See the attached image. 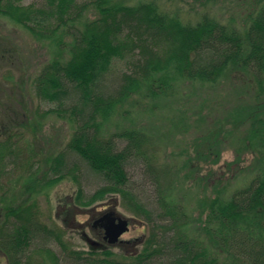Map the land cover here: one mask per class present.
<instances>
[{
    "label": "trees",
    "instance_id": "obj_1",
    "mask_svg": "<svg viewBox=\"0 0 264 264\" xmlns=\"http://www.w3.org/2000/svg\"><path fill=\"white\" fill-rule=\"evenodd\" d=\"M246 2L247 11L239 22L226 21L211 10L192 22L162 9L157 0H45L40 7L24 6L22 0H0V17L53 48L54 57L33 78L32 86L37 97L56 107L42 114L28 110L27 124L36 131L43 117L55 114L68 119L73 128L65 150L42 160L32 154L23 156L13 109L2 127L5 133L0 131V193L14 178L27 180L23 198L14 192L13 200L4 201L0 195L4 203L0 213L5 217L0 249L8 264H33L29 247L35 243L36 253L48 255L50 264H264V106L260 100L264 94V0ZM117 59L127 60L126 70L113 77ZM233 72L250 76L244 84L256 82L259 92L256 103L250 102L253 109L228 121L224 130L235 136L230 143L237 153L227 162L226 173L254 174L230 195L219 187L212 195L192 199L189 186L198 179L188 173L176 181L186 192L175 190L169 168L159 159V148L140 126L110 135L103 132L104 121L138 94L173 97L182 83L215 89ZM68 151L104 182L93 193H85L79 166L68 162ZM221 157L217 155L209 167L218 165ZM133 159L142 165L154 199L146 201L134 189L127 170ZM190 162L192 168L201 167L198 159L189 157L186 165ZM68 176L78 187L73 200L67 201L59 227L43 219L32 196ZM116 196L146 229L141 247L123 244L115 252L112 246H96L83 235L90 249H76L68 232L70 223H82L76 218L79 211ZM222 256L229 262H221Z\"/></svg>",
    "mask_w": 264,
    "mask_h": 264
},
{
    "label": "rangeland",
    "instance_id": "obj_2",
    "mask_svg": "<svg viewBox=\"0 0 264 264\" xmlns=\"http://www.w3.org/2000/svg\"><path fill=\"white\" fill-rule=\"evenodd\" d=\"M83 1L87 0H78V2ZM44 2L45 0H22L24 6L40 7ZM157 2L162 9L178 13L184 20L192 22H196L204 10H211L222 15L221 17L226 21L234 18L237 22L247 11L246 0H157ZM85 15V17L89 16V14ZM52 51L53 48L47 42L36 40L22 27L0 17V131L5 133L2 127L6 126L13 109L16 114L12 116L17 117L19 122L15 127V132L18 133L16 139L23 150V156L32 154L35 159L41 160L48 154L55 155L65 150L73 133L69 120L59 118L55 114L43 117L40 121L41 126L36 131L29 127L25 119L28 116V110L35 109L42 114L56 107L55 104L37 97L32 86L33 78L54 57ZM126 64L125 59L115 60L111 75L118 77L126 70ZM247 76L243 72H233L223 78L215 89L200 86V84L192 86L191 83L188 85L182 83L179 84L178 93L173 97L154 98L141 94L142 97L138 94L104 121L103 132L105 135H110L132 125L141 127L159 148L157 151L159 159L169 168L172 175L170 181L174 183L175 190H185L179 187L176 181L188 173L189 177L195 176L198 179L193 187L189 186L193 195L192 199L212 195L219 190V187L226 195H230L235 189L245 185L254 175L246 170H234L229 175L226 173L229 168L227 162L237 153L230 143L235 140V136L224 130L229 124L228 121L234 118L238 120L244 111L249 113L253 109L250 102L256 103V95L259 92L256 82L251 81L248 86L244 84V80L250 77ZM192 87L195 89L192 90ZM260 100L264 106V94ZM34 117V121H37V117L35 115ZM25 124L27 126H24ZM216 154L222 155L220 163L209 167V162L214 160ZM189 157L200 160L201 167L192 168L191 162L186 165ZM68 162L79 166V179L85 193L91 194L103 185L104 182L99 175L91 171L74 152L68 151ZM127 170L137 193H140L146 201L150 198L154 199V189L143 179L142 165L133 159L127 165ZM215 178L219 179L215 180ZM221 179L223 180L220 181ZM26 181L14 178L10 186L4 187L0 193L4 201L13 200L14 192L18 194V198H23ZM77 187V183L68 176L53 188H45L39 195L33 194L32 197L39 205L43 219L50 224L62 226L63 211L67 208V201L70 202L75 197ZM119 198V196L111 197L86 211H79L76 218L82 223H70L68 232V239L76 249H90V244L83 235L90 238L92 242L100 241L99 233L93 232L90 224L105 210L118 212L125 218L133 217L121 206ZM114 199L119 200V203L113 204L109 201ZM1 202L3 201L0 200V206ZM139 223L134 221L131 230L123 235L122 239L142 238L146 229ZM132 245L135 248L141 247L139 241ZM54 249L56 250V247ZM113 249L115 252L120 251V248L116 246ZM56 251L59 253L58 249ZM43 258V255H38L37 263L43 261ZM220 259L221 262H229L225 256Z\"/></svg>",
    "mask_w": 264,
    "mask_h": 264
},
{
    "label": "flooded vegetation",
    "instance_id": "obj_3",
    "mask_svg": "<svg viewBox=\"0 0 264 264\" xmlns=\"http://www.w3.org/2000/svg\"><path fill=\"white\" fill-rule=\"evenodd\" d=\"M4 203L3 202H1V206H0V209H2L3 208V205ZM111 214H112V216H111ZM104 215H108V218H111V217H117V215H116V212H113V211H109L108 213H106V214H101V215H99L97 218H95V221L93 222V230H95V231H97V233H99L98 234V236H99V240L100 241H97V242H92L94 245H96V246H99V247H104V246H109L110 244L108 243V240H106V238H105V230H104V228H103V224L108 220V219H106L105 221H103V222H97L101 217H103ZM5 222V217H3V216H1V213H0V227H1V225L3 224ZM2 229H4V226L2 227ZM90 239V238H89ZM141 239H139V238H137L136 239V242H138V241H140ZM131 241H133V240H131ZM55 242V241H54ZM130 243H133V242H130ZM55 245H57V249L59 250V254L61 253V249H60V246L57 244V243H55ZM37 249H38V247H37V245H36V243L34 244V245H31V247H29V251H30V256H33V258L31 259V261H32V263L33 264H38L37 263V256H38V254L36 253L37 252ZM44 256V258H43V261H41V262H39V263H42V264H44V262H45V264H50V261L48 260V255H43ZM0 262H1V264H8V258H7V255L0 249Z\"/></svg>",
    "mask_w": 264,
    "mask_h": 264
},
{
    "label": "water",
    "instance_id": "obj_4",
    "mask_svg": "<svg viewBox=\"0 0 264 264\" xmlns=\"http://www.w3.org/2000/svg\"><path fill=\"white\" fill-rule=\"evenodd\" d=\"M106 219L108 220L103 224L106 240L111 244L118 242L122 243L123 241H121L120 238L123 234L129 231V220L123 217L108 218V215H105L97 222H103Z\"/></svg>",
    "mask_w": 264,
    "mask_h": 264
}]
</instances>
